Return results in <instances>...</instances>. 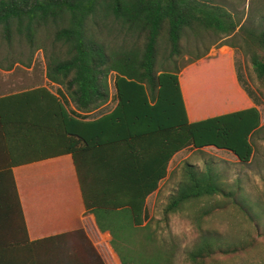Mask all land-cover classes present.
Instances as JSON below:
<instances>
[{"label":"trees","instance_id":"obj_1","mask_svg":"<svg viewBox=\"0 0 264 264\" xmlns=\"http://www.w3.org/2000/svg\"><path fill=\"white\" fill-rule=\"evenodd\" d=\"M104 20L117 23L114 39ZM204 32L220 37L219 45L242 41L264 86V26H247L206 0H0V42L11 46L19 37L33 53L44 47L43 33L66 53L47 55L45 76L57 85L54 91L40 86L0 97V264H103L93 251L81 259L71 243L79 230L29 239L11 171L40 158L29 150L71 153L84 206L98 229L110 232L120 264H172L174 245L157 243L150 223L143 224L146 198L168 176L172 157L213 146L247 163L254 152L251 138L262 128L256 105L229 81L228 52L216 68L204 67L197 81L180 80L184 66L176 62L185 53L184 41L199 40ZM19 60L30 64V58ZM111 76L114 109L85 120L109 101ZM115 143V150L79 148ZM86 151L103 161L93 198L78 167ZM109 197L116 202H106ZM230 210L252 223L241 242L220 238L218 228L206 224ZM178 211L191 213L202 233L185 251L192 264H230L222 261L251 253L259 236L264 240V192L251 201L239 183H224L211 161L201 168L183 165L162 210L166 225Z\"/></svg>","mask_w":264,"mask_h":264},{"label":"rangeland","instance_id":"obj_2","mask_svg":"<svg viewBox=\"0 0 264 264\" xmlns=\"http://www.w3.org/2000/svg\"><path fill=\"white\" fill-rule=\"evenodd\" d=\"M206 1L224 7L233 16L240 18L241 22L247 26L255 28L264 26V0ZM104 22L111 28L110 35L113 36L110 39H114L115 34L118 32L117 23L115 24L106 20ZM18 38L15 37L11 46H7L4 41L0 42V65L2 66L0 69H4L6 65L11 63V68H14V73H16V76L9 79V85L10 83L22 82V88H25L29 84H47L48 82L45 79L47 55L50 52H54L60 55V58H65V47L59 43L53 45V41L50 38L46 39V34L43 35L42 33L41 38L42 40L44 39L45 45L32 53V50L25 43L19 42L20 38ZM220 41V37L206 32L203 33L199 40L193 37H189V41L185 40V53L176 62L177 67L180 69L184 66L179 72V78L181 80L182 77H189L190 80L197 81L206 70L204 67L208 66L209 69L216 68V63L221 61V56L229 51L227 53L231 67L229 81L232 82L234 88H237L243 94L246 92L250 96H246V93L244 94V97L247 100L248 98L251 99L258 108L262 128L251 138L254 152L251 160L247 163L240 162L231 152L217 149L213 146H207L201 150H194L192 148L183 149L172 157L168 166V176L159 183L158 189L147 198L148 218L143 223H150L149 231L155 233L157 243H162L166 247L174 245L175 254L172 264H192L185 259V251L197 243L202 234L196 226L191 213L175 212L170 216L167 225L162 220L163 207L168 200V196L174 192L180 180L183 165L186 162L201 168L205 161H211L215 171L222 177V181L230 187H233L235 183H239L251 201L264 192V86L253 70L249 56H247L240 45L242 41L238 38L230 40L236 47L219 45ZM31 53L32 57H30ZM198 54H203L204 56L196 59ZM29 58L30 64L28 66L25 63H20L19 59L27 62ZM49 87L54 91L56 85L51 84ZM243 89L245 92H243ZM114 91L113 77L111 76L110 93ZM113 103L114 101L112 100L111 104ZM110 107L111 105L106 109ZM206 224L217 227L220 238L231 242H241L247 235L252 223L246 221L235 210H230L226 212V215L218 213L207 218ZM94 229L88 227L86 234L82 227L78 231L80 234L78 233L71 237V243L80 252L81 259L86 258L84 254L93 251L103 264H106V262L107 264H120L119 257L109 241L111 237L107 240L108 244L106 245L108 253L105 250L103 253L104 246L98 247L94 244L97 240ZM105 238L108 239V236ZM105 257H107L108 261ZM222 262H229L230 264H264V240L259 236L257 246L251 253L241 254L236 258L226 259Z\"/></svg>","mask_w":264,"mask_h":264},{"label":"crops","instance_id":"obj_3","mask_svg":"<svg viewBox=\"0 0 264 264\" xmlns=\"http://www.w3.org/2000/svg\"><path fill=\"white\" fill-rule=\"evenodd\" d=\"M0 71V97L40 86H46L50 89L49 85L52 84H29L25 88H22V82L10 83L9 85V79L16 76L15 69H0ZM114 93L115 91L110 93L109 101L105 105L89 112L88 118L85 120L92 121L111 112L116 103ZM112 100L114 101L113 104H111ZM252 104L255 105L253 102ZM109 105L111 107L106 109ZM116 145L115 143L99 147L93 144L90 148H86L82 144L79 148L85 150H115ZM49 151L51 150H29L30 153L38 154L40 158L11 167L29 239H40L50 235L79 230L82 227L85 232L88 227L95 228L94 234L100 233L110 239V232L99 230L94 214L86 210L84 206L78 171L71 153H62L55 156L48 155ZM101 162H103L101 156H96L93 152L88 153L86 151L83 156L78 157L79 173L84 181L86 193L91 198L95 194V181L101 177L99 170H104L102 165L100 166ZM106 199V202H116L114 197ZM123 210L126 211L124 208L116 209V211Z\"/></svg>","mask_w":264,"mask_h":264},{"label":"built area","instance_id":"obj_4","mask_svg":"<svg viewBox=\"0 0 264 264\" xmlns=\"http://www.w3.org/2000/svg\"><path fill=\"white\" fill-rule=\"evenodd\" d=\"M105 237H107V236H102L100 233H97L96 234L97 240L94 242V244L97 245L98 247L104 246L103 253H104V250L108 253V249H107L106 245L108 244L107 240H109V239H106ZM105 259L108 261L107 257H105ZM106 264H107V262H106Z\"/></svg>","mask_w":264,"mask_h":264}]
</instances>
